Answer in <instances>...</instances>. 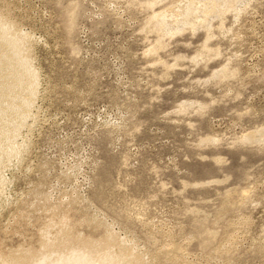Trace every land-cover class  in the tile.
Segmentation results:
<instances>
[{"label":"rangeland","instance_id":"rangeland-1","mask_svg":"<svg viewBox=\"0 0 264 264\" xmlns=\"http://www.w3.org/2000/svg\"><path fill=\"white\" fill-rule=\"evenodd\" d=\"M0 24L38 81L0 264H264V0H0Z\"/></svg>","mask_w":264,"mask_h":264},{"label":"bare ground","instance_id":"bare-ground-1","mask_svg":"<svg viewBox=\"0 0 264 264\" xmlns=\"http://www.w3.org/2000/svg\"><path fill=\"white\" fill-rule=\"evenodd\" d=\"M23 47L11 27L0 24V161L6 159L3 161L6 165L19 154L20 147L14 146L13 141L38 91L37 76L24 55ZM2 186L4 180L0 177V192ZM102 250L96 255L94 251L72 249L64 257H42L33 264H138L134 254L132 256L127 250H118L117 253H112L107 247Z\"/></svg>","mask_w":264,"mask_h":264}]
</instances>
